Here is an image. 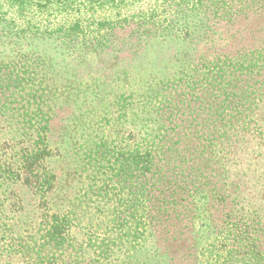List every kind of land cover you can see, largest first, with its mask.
<instances>
[{"label": "trees", "instance_id": "obj_1", "mask_svg": "<svg viewBox=\"0 0 264 264\" xmlns=\"http://www.w3.org/2000/svg\"><path fill=\"white\" fill-rule=\"evenodd\" d=\"M146 1L0 0V264H264V0Z\"/></svg>", "mask_w": 264, "mask_h": 264}, {"label": "rangeland", "instance_id": "obj_2", "mask_svg": "<svg viewBox=\"0 0 264 264\" xmlns=\"http://www.w3.org/2000/svg\"><path fill=\"white\" fill-rule=\"evenodd\" d=\"M207 3V0H202L199 6H196V9H199L201 4ZM146 4H149V1L147 0L145 2ZM152 3V2H151ZM137 4H141V2H137ZM185 4V3H184ZM158 6L157 4H155ZM155 5L152 6L153 9L158 8ZM195 6V5H194ZM147 7H149L147 5ZM188 7V6H187ZM192 8L193 5H190ZM205 5L202 6L201 9H204ZM133 9V8H132ZM194 8H192L193 10ZM3 12H6V16H13V15H27L31 16V11H18L16 12L13 8L9 7L7 5V2H5V6L1 9ZM89 14H91L92 9H89ZM133 10H136V12L141 10V6L137 7ZM197 11V10H193ZM199 12V11H198ZM16 20L19 22L20 20L15 16ZM213 21L210 22V27L207 25L205 26L209 32L216 31L218 36L214 40H210V38H205L204 42H200L199 40L193 41L191 38L190 40H186V43H189L191 46H197L202 45L204 47H224V48H230L234 46H246V45H256L264 42V10H251L246 15L240 16L236 18L232 22H220L217 26L212 25ZM35 27L42 26V23H34ZM213 26V28H212ZM3 26L1 25L0 28ZM184 42H182L183 44ZM174 48H169L167 51L158 53V60L159 61H166L169 60V62L174 59L175 57H178L177 54H173Z\"/></svg>", "mask_w": 264, "mask_h": 264}]
</instances>
